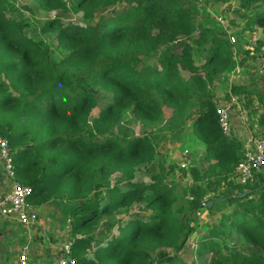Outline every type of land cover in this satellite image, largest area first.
Wrapping results in <instances>:
<instances>
[{
  "label": "trees",
  "instance_id": "trees-1",
  "mask_svg": "<svg viewBox=\"0 0 264 264\" xmlns=\"http://www.w3.org/2000/svg\"><path fill=\"white\" fill-rule=\"evenodd\" d=\"M33 1L54 15L40 29L50 44L11 16L13 1L0 0V137L34 208L64 209L76 264H197L185 255L202 264H264V169L254 184L233 180L244 146L223 134L216 107L214 83L242 64L231 26L198 0ZM215 2L245 18V33H264V0ZM261 83L231 86L225 99L244 97L250 106L256 98L264 109ZM128 113L158 126L137 137L121 127ZM190 121L205 146L202 163L139 177ZM205 212L213 221L190 250ZM0 226L26 243L18 224Z\"/></svg>",
  "mask_w": 264,
  "mask_h": 264
},
{
  "label": "rangeland",
  "instance_id": "rangeland-1",
  "mask_svg": "<svg viewBox=\"0 0 264 264\" xmlns=\"http://www.w3.org/2000/svg\"><path fill=\"white\" fill-rule=\"evenodd\" d=\"M11 1H13L14 4L11 16L16 19H22L28 22V24L30 25V29L32 30L31 32L34 33V35L41 36L42 38H44L47 44H50L51 41L48 39V36L42 35L40 29L42 23L45 20L54 18V15L45 13L40 10L38 5L33 0ZM198 2V5L202 11L206 10L209 14H212V17L221 16L223 18V21L228 24V26H231V28L228 29L230 32L229 37L233 36L235 41L239 39L240 43H242L241 53L237 56L238 62H242L241 66L238 65L239 70L234 75L230 74L228 76L229 79L226 83L222 84L218 81L214 83L216 87V96L218 97V99L225 100L226 93L228 92L229 88L234 85H245L252 88L255 86L261 87V82L264 78V33L261 30H259V32L253 30L252 32L246 33L242 31L245 24V18L241 14H236L232 10H228V6L224 4L215 2V0H207L205 3L203 0H198ZM81 16L82 15L80 14L79 16L74 17V20L79 21V18H81ZM231 22H234V25H231ZM238 32H240V34H236ZM260 43L263 45L260 46ZM257 47L260 48L259 51H256ZM245 51H249L251 55H249V57L246 56V54H243V52ZM201 63L202 61L199 60L197 64L201 65ZM255 82L257 84H253ZM240 98L242 101L244 97ZM241 101V105L245 106L247 110L246 118L244 119V121L242 120L245 124L242 130L245 132L242 131L241 136L243 137V139L246 138L245 134L247 133H249L248 136L252 135V133H254L253 135L256 136H262L261 134H264V127L260 126V121L261 115L264 114V109L256 100V98H254L250 106H247L248 104L246 102L242 103ZM97 114L98 110H95L93 112V116H96ZM170 115L171 111L169 109H164L165 120H168L170 118ZM235 119L237 121H240L237 114H235ZM157 126L158 124H154V127H146L143 124L139 123L131 113H128L124 116L121 127L127 128L129 131H132L137 137H143L147 133H149L150 130L157 128ZM192 131V121H190L186 125L185 130L181 134V137L179 139L175 141L166 140L161 144L158 157L156 158L154 165L152 167L148 166L142 169L138 176L141 177L142 175H145L144 173L156 172L160 168L166 167L174 168L177 170L182 169V165L187 161L189 162V164L196 161L202 163L201 160H203V157L205 155L203 152L204 150L202 149L203 145L197 140V138L193 136ZM117 133H119V129H117L116 134ZM242 144L243 146H245L244 140L242 141ZM180 180H182V178L178 179V181ZM10 184L11 183L8 181V186ZM63 210V208L62 210H58L53 206H45L43 209H40L39 222L34 228L35 233L32 242L34 244V247L31 248V250H33L31 251V253H33L31 257L33 261L36 262L33 264H56L58 254L60 253V249L62 248V243L64 242V239L67 238L66 234L68 233V229L65 230L64 228L66 225V223L63 222V218L65 220V215L63 214L64 217L63 215H60L63 213ZM219 215L220 214L216 216ZM199 219V223L196 225V232L193 238L188 243V247L190 248V250L196 248V244L202 236L207 234L209 224H211L213 221L208 216V212L201 214ZM14 230L20 231L21 228L19 226H15ZM17 233H15L14 231V234L18 235ZM16 235L13 236H15L16 238ZM10 237L12 238L11 235ZM13 246H17L18 249L21 244L18 242V244L14 243ZM17 249H14L15 255L17 254ZM43 254L45 257H40V255ZM6 258H8V261H11L7 264H16L15 261H12L11 255L6 256ZM183 259L188 262L196 259L197 264H202L200 259H198L195 255H185L183 256Z\"/></svg>",
  "mask_w": 264,
  "mask_h": 264
},
{
  "label": "built area",
  "instance_id": "built-area-1",
  "mask_svg": "<svg viewBox=\"0 0 264 264\" xmlns=\"http://www.w3.org/2000/svg\"><path fill=\"white\" fill-rule=\"evenodd\" d=\"M255 33V32H254ZM232 37V43H235ZM239 70L236 68L235 73ZM234 73V74H235ZM233 74V75H234ZM216 103V102H215ZM220 127L226 137H233L232 111L235 108L241 119L246 118V112L240 105L239 98L231 95L229 99H220L217 104ZM243 157L238 164L233 180L241 185L254 184L256 176L264 169V136L249 135L245 140ZM0 163L4 178L10 181V190L0 198V219L8 225L18 224L26 235V243L18 247L19 256L16 264H31L30 252L34 247V228L39 222L40 212L30 203L33 191L29 187L21 186L15 180V166L11 156V149L6 139L0 137ZM189 162H184L183 169H188ZM70 230V226H67ZM68 237V236H67ZM73 241L65 238L58 254L56 264H76L71 256Z\"/></svg>",
  "mask_w": 264,
  "mask_h": 264
},
{
  "label": "crops",
  "instance_id": "crops-1",
  "mask_svg": "<svg viewBox=\"0 0 264 264\" xmlns=\"http://www.w3.org/2000/svg\"><path fill=\"white\" fill-rule=\"evenodd\" d=\"M226 96V95H225ZM170 110V109H169ZM171 111V110H170ZM235 114H237L236 110L232 111V123H233V137L237 138L238 140H240V142H242L245 140L248 136L249 133L245 134L246 138L243 139V137L241 136L242 134V128L245 126V124L243 122L237 121L235 119ZM171 115H172V111H171ZM170 115V117H171ZM245 132V131H243ZM203 145V144H202ZM203 150L205 149V146L203 145ZM9 186H8V181L5 180V178L3 177L2 171H1V163H0V198L7 192ZM12 233L11 230L0 226V264H7L8 262V258H6V256L11 255L12 256V261L16 262V256L14 254V249L17 246H13L14 243L18 244V242H13L15 241V238H11L10 234Z\"/></svg>",
  "mask_w": 264,
  "mask_h": 264
},
{
  "label": "water",
  "instance_id": "water-1",
  "mask_svg": "<svg viewBox=\"0 0 264 264\" xmlns=\"http://www.w3.org/2000/svg\"><path fill=\"white\" fill-rule=\"evenodd\" d=\"M212 204H213V202H209V204H208V205H209V206H211Z\"/></svg>",
  "mask_w": 264,
  "mask_h": 264
}]
</instances>
